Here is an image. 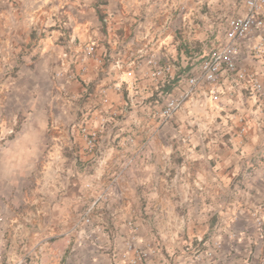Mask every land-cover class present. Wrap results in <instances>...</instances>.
<instances>
[{
  "label": "crops",
  "instance_id": "1",
  "mask_svg": "<svg viewBox=\"0 0 264 264\" xmlns=\"http://www.w3.org/2000/svg\"><path fill=\"white\" fill-rule=\"evenodd\" d=\"M166 1L0 0V133L6 136L0 142V264H30L39 248L42 264H129L134 253L126 259L124 253L132 236L152 245L139 264H264V129L253 118L241 137L237 121L221 114L212 145L185 125L184 112L164 124L152 118L160 104L147 100L120 124L103 160L86 171L90 156L71 126L76 114L61 86L80 95L83 81L107 73L90 59L81 79L55 77L61 44L72 37L82 51L95 41L99 55L122 58L124 78L152 92L156 83L145 77V60L136 64L146 45L156 38L166 43L184 70L209 50L206 24H192L189 15L182 20ZM142 18L152 29L139 30ZM118 78L113 70L105 79ZM109 94L116 107L125 106L123 95ZM239 98L222 103L246 115L252 102ZM98 197L92 224L69 234Z\"/></svg>",
  "mask_w": 264,
  "mask_h": 264
},
{
  "label": "built area",
  "instance_id": "2",
  "mask_svg": "<svg viewBox=\"0 0 264 264\" xmlns=\"http://www.w3.org/2000/svg\"><path fill=\"white\" fill-rule=\"evenodd\" d=\"M202 1L196 0L195 3L201 5ZM169 6L173 12L178 11L181 14L182 20L190 17L192 24H206L207 39L203 41L205 43L204 46L202 43V46H209V50L206 53L203 50L199 55L192 57L191 69L184 70L178 64L177 57L167 49L166 43H156V38L153 44L146 45L140 50L136 64H139L138 61L142 58L145 60L148 66L145 77L156 83L152 92H149L148 86L141 90L137 80L124 78L122 58H113L110 54L99 55L95 41L84 43L82 51L76 50V40L72 37L61 44V69L55 73V77L67 81L81 79L87 71V61L90 59L104 69L103 73L111 74L116 70L119 74L118 82L113 83L107 82V74L105 77L99 75L96 80L83 81L84 92L80 95H75L61 86L66 106L74 107L73 113L76 114V120L71 126L78 129L76 133L83 138L84 150L90 156L86 171L93 163L103 160L107 150L113 145L120 124L129 119L133 111L147 100H156L160 104L152 109V118L164 124L173 122L179 112H184L185 125L194 129V133L202 141L212 145L220 135L221 114H227L237 121L236 136L243 137L248 133L249 120L252 118L258 130L264 129V80L260 70L264 69V0H242L240 12L226 14L224 17H200L187 0H168L167 7ZM185 15H189L188 18ZM145 28L150 30L152 26L147 18H142L139 30ZM191 32L194 35L195 31ZM194 46L195 44H192L190 48L193 49ZM225 80L230 81L228 90H224L225 87L222 86ZM110 89L123 95L124 107H116L113 104ZM237 96L244 105L251 100L252 108L248 114L228 111L222 103L223 99H234ZM196 107L202 108L210 116L203 118L195 112ZM13 132L10 130L8 135ZM5 137L0 133V142L4 141ZM133 140L132 137L128 139L129 142ZM101 199L102 197H98L95 203L77 218L69 234L80 233L84 227L92 224L94 209ZM135 231L134 226L130 224L131 235ZM88 238L91 239L92 236L89 234ZM147 249L152 250L150 243H143L132 236L124 257L126 259L128 254L133 252L134 257L128 263L139 264L148 257ZM205 255L212 257L214 253L208 250ZM41 257L39 248L34 252L30 264H42ZM24 262L25 260H21L19 264ZM195 262L194 259L190 264Z\"/></svg>",
  "mask_w": 264,
  "mask_h": 264
},
{
  "label": "rangeland",
  "instance_id": "3",
  "mask_svg": "<svg viewBox=\"0 0 264 264\" xmlns=\"http://www.w3.org/2000/svg\"><path fill=\"white\" fill-rule=\"evenodd\" d=\"M195 2L196 0H192ZM202 8L198 6L197 15L224 17L226 14L240 12L242 10V0H203ZM193 49L191 48V51ZM195 57V56H194ZM193 57V58H194ZM190 59V64L193 63ZM196 59V58H195ZM180 60V59H178Z\"/></svg>",
  "mask_w": 264,
  "mask_h": 264
}]
</instances>
